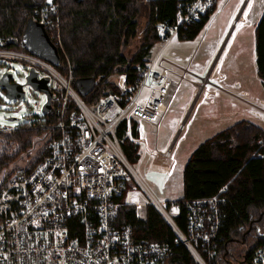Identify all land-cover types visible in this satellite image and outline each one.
Instances as JSON below:
<instances>
[{
  "label": "built area",
  "instance_id": "obj_1",
  "mask_svg": "<svg viewBox=\"0 0 264 264\" xmlns=\"http://www.w3.org/2000/svg\"><path fill=\"white\" fill-rule=\"evenodd\" d=\"M45 1L38 22L59 56L62 51L59 65L32 54L24 45L12 46L10 38L0 36V80L10 73L9 81L16 83L13 72L18 63L25 70L24 90L33 71L37 79L48 78L51 91L50 110L39 111L36 102L38 111L24 125L42 131L37 135L43 140L36 154L13 174L8 175L13 167H7L0 175V264H162L169 254L167 246L138 239L132 225L118 222V209L125 204L119 198L134 174L120 130L135 139L134 124L137 129L141 121L158 126L180 83L163 65L160 54L169 41L185 37L187 28L208 21L220 0H176L173 20L158 18L155 23L161 47L138 80L128 83L127 73L118 74L119 90L91 104L73 84L72 63L66 58L62 31L55 21L60 4ZM38 91L44 94L45 103L47 93ZM0 92L6 95L4 89ZM25 92L20 100L9 99L21 101ZM51 117L56 121H50ZM22 126L0 124V132L9 134ZM223 190L211 198L149 199L146 204L158 208L199 264H211L223 240ZM181 206L185 228L176 219ZM251 261L264 264V243L255 248Z\"/></svg>",
  "mask_w": 264,
  "mask_h": 264
},
{
  "label": "trees",
  "instance_id": "obj_2",
  "mask_svg": "<svg viewBox=\"0 0 264 264\" xmlns=\"http://www.w3.org/2000/svg\"><path fill=\"white\" fill-rule=\"evenodd\" d=\"M60 4L55 19L61 28L63 46L72 63L73 79L94 77L95 87L83 96L91 104L100 96L117 92L119 86L112 76L127 73L128 83L138 80L139 73L151 60L153 47L161 37L156 30L158 18L173 20L176 0H57ZM45 0H0V36L10 38L9 44L22 48V36L30 17L39 18ZM146 22L141 43L133 56L123 49L135 35L139 18ZM187 28L182 40L194 39L206 24ZM51 33V32H50ZM256 54L259 74L264 78V14L256 29ZM62 52V51H61ZM61 58L63 57L62 53ZM62 71L65 69L62 68ZM73 84L75 85V81ZM50 121L56 119L51 117ZM12 133L0 132V174L14 163L21 153L33 144L41 129L31 128L25 122ZM132 135L139 137L136 124ZM123 150L130 163L138 162L140 145L120 130ZM14 165V166H12ZM225 199L221 204L224 221L220 229L223 236L211 264H230L235 261L231 252L238 245L246 252L240 264H252L256 247L264 243V127L240 120L204 140L193 152L183 170V197L197 200L211 198L221 189ZM125 193L119 199L125 202L118 209V222L132 225L138 237H145L168 245L171 250L168 264H199L189 249L177 239L158 208L146 204L144 217L139 216L135 205L126 203ZM185 210L181 206L176 216L185 228Z\"/></svg>",
  "mask_w": 264,
  "mask_h": 264
},
{
  "label": "rangeland",
  "instance_id": "obj_3",
  "mask_svg": "<svg viewBox=\"0 0 264 264\" xmlns=\"http://www.w3.org/2000/svg\"><path fill=\"white\" fill-rule=\"evenodd\" d=\"M263 14L264 0H220L216 12L194 39L171 40L164 47L159 59L180 83L158 126L139 123L140 158L131 163L134 174L125 194V201L136 205L139 216L144 217L149 199L161 202L183 197L184 167L191 152L204 140L242 119L264 127V78L257 67L255 40ZM145 22L142 15L137 32L123 49L126 56H133L138 49ZM160 47L159 42L155 44L153 56ZM14 68L13 77L24 84L25 70L18 63ZM24 88L21 101H11L0 92L1 125L23 124L38 111L36 102L41 111L44 94L31 84ZM255 113H262V119ZM42 140L37 136L14 165H24L36 154Z\"/></svg>",
  "mask_w": 264,
  "mask_h": 264
},
{
  "label": "water",
  "instance_id": "obj_4",
  "mask_svg": "<svg viewBox=\"0 0 264 264\" xmlns=\"http://www.w3.org/2000/svg\"><path fill=\"white\" fill-rule=\"evenodd\" d=\"M24 47L34 55L52 62L54 65H59L60 56L56 45L50 40L49 35L42 23L30 17L27 22L22 36ZM28 82L34 88L47 93L48 100L44 103L42 110L48 112L51 108V91L48 88V78L37 79L36 72L27 76ZM10 73L5 74L0 80L1 90H5L6 96L9 98L21 99L24 95L22 83H12L9 81ZM94 77H81L75 79V86L82 96L89 94L95 87ZM10 120H17L18 117H9ZM230 264H233L232 262ZM240 264V263H238Z\"/></svg>",
  "mask_w": 264,
  "mask_h": 264
},
{
  "label": "bare ground",
  "instance_id": "obj_5",
  "mask_svg": "<svg viewBox=\"0 0 264 264\" xmlns=\"http://www.w3.org/2000/svg\"><path fill=\"white\" fill-rule=\"evenodd\" d=\"M158 1V0H157ZM42 12V11H41ZM40 14V13H39ZM35 19V18H34ZM39 19H40V16H39V18L38 19H36V20H38L39 21ZM55 21H56V19H55ZM57 22V21H56ZM23 44V43H22ZM14 46H16V45H14ZM60 53H62L61 52V50H60ZM63 55V54H62ZM66 55V58L67 59H69V57H68V55L67 54H65ZM60 56H61V54H60ZM70 60V59H69ZM65 69V68H64ZM73 73V72H72ZM74 80V79H73ZM75 81V80H74ZM125 193V192H124ZM123 197V196H122ZM179 214V213H178ZM184 215H185V213H184ZM177 216H179V215H177ZM185 219H186V217H185ZM184 219V220H185ZM178 220V219H177ZM185 223H186V220H185ZM170 224V223H169ZM186 226V225H185ZM172 227V226H171ZM173 228V227H172ZM175 231V230H174ZM176 233V232H175ZM221 235V234H220ZM141 237V236H140ZM140 237H138L137 236V238L138 239H140ZM176 237H177V239L181 242V244H184L188 249H189V251H190V253H191V250H190V248H189V246L186 244V243H184V241L176 234ZM141 238H143V237H141ZM222 238H223V236H222ZM153 243H156V244H159V245H163V246H167V247H169L168 245H166V244H164V243H161V242H158V241H152ZM222 242V241H221ZM170 254H171V250H170V248H169V254H168V256L163 260V262H162V264H168L167 262V260L169 259V256H170ZM192 254V253H191Z\"/></svg>",
  "mask_w": 264,
  "mask_h": 264
},
{
  "label": "flooded vegetation",
  "instance_id": "obj_6",
  "mask_svg": "<svg viewBox=\"0 0 264 264\" xmlns=\"http://www.w3.org/2000/svg\"><path fill=\"white\" fill-rule=\"evenodd\" d=\"M231 254H232L233 258H235L234 264H236L238 261L244 260L245 256H246V252L245 251H241V250L238 251L237 247H236L235 250L234 249L232 250Z\"/></svg>",
  "mask_w": 264,
  "mask_h": 264
},
{
  "label": "crops",
  "instance_id": "obj_7",
  "mask_svg": "<svg viewBox=\"0 0 264 264\" xmlns=\"http://www.w3.org/2000/svg\"><path fill=\"white\" fill-rule=\"evenodd\" d=\"M262 101L264 102V99H262ZM256 114V116H260V118H261V116H262V113H255ZM262 119V118H261ZM242 120H246V119H242ZM262 122L264 123V119H262ZM135 141H137V142H139V139L138 138H135L134 139ZM165 201V200H164ZM167 201V200H166Z\"/></svg>",
  "mask_w": 264,
  "mask_h": 264
},
{
  "label": "snow or ice",
  "instance_id": "obj_8",
  "mask_svg": "<svg viewBox=\"0 0 264 264\" xmlns=\"http://www.w3.org/2000/svg\"><path fill=\"white\" fill-rule=\"evenodd\" d=\"M49 2H51V0H49Z\"/></svg>",
  "mask_w": 264,
  "mask_h": 264
}]
</instances>
